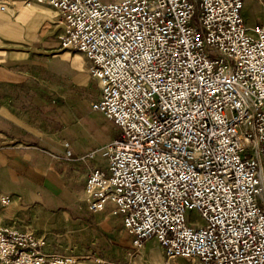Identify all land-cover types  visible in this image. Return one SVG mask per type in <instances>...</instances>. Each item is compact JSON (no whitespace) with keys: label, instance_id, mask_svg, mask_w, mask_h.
I'll list each match as a JSON object with an SVG mask.
<instances>
[{"label":"built area","instance_id":"obj_1","mask_svg":"<svg viewBox=\"0 0 264 264\" xmlns=\"http://www.w3.org/2000/svg\"><path fill=\"white\" fill-rule=\"evenodd\" d=\"M36 1L89 60L91 109L118 127L88 173L89 211L112 204L136 251L156 238L168 259L264 264V23L246 27L244 0ZM45 245L0 225V264H113Z\"/></svg>","mask_w":264,"mask_h":264},{"label":"rangeland","instance_id":"obj_2","mask_svg":"<svg viewBox=\"0 0 264 264\" xmlns=\"http://www.w3.org/2000/svg\"><path fill=\"white\" fill-rule=\"evenodd\" d=\"M7 1L6 11L0 12L8 18V27L0 28V99L6 104L17 103L15 86H26L27 93L22 94L20 102L21 113L28 121L40 127L49 122L51 130L69 128L75 139L91 144V154H102L107 143L117 136L118 127L101 112L91 109L98 88L90 74L89 60L81 52L62 46L63 25L50 6L36 0ZM244 4L242 14L248 29L264 23V6L256 0H244ZM24 9L28 11L22 15ZM7 71L20 77L6 78ZM29 86L35 87L36 92L29 93L33 90ZM103 158L98 155L93 166L102 165ZM113 210L114 206L107 204L98 213L79 211L73 219L86 225L83 230L73 227L71 220L59 219L51 221L45 232H31L45 236L46 250L62 255L91 252L113 264H193L184 259H168L156 238L134 250L133 235L124 226L121 215L112 213ZM186 220L195 227L204 224L196 210H188ZM76 264L95 263L92 259H79Z\"/></svg>","mask_w":264,"mask_h":264},{"label":"crops","instance_id":"obj_3","mask_svg":"<svg viewBox=\"0 0 264 264\" xmlns=\"http://www.w3.org/2000/svg\"><path fill=\"white\" fill-rule=\"evenodd\" d=\"M27 11L24 9L22 15ZM7 27L8 18L0 13V28ZM18 77V73L7 71L6 78ZM14 82L18 84L19 80ZM15 87L17 103L6 104L0 99V194H9L11 198L8 205L0 203V225L42 233L51 221L60 219L86 229L80 219L73 218L83 209L89 211L84 186L89 171L97 167L92 161L103 153L94 152L90 157L91 144L75 139L69 128L51 130L49 122L40 127L28 121L21 113L20 102L26 86ZM29 87L33 90L28 92H36L35 87ZM104 164L105 160L99 166ZM84 255L97 256L91 252L76 256Z\"/></svg>","mask_w":264,"mask_h":264},{"label":"bare ground","instance_id":"obj_4","mask_svg":"<svg viewBox=\"0 0 264 264\" xmlns=\"http://www.w3.org/2000/svg\"><path fill=\"white\" fill-rule=\"evenodd\" d=\"M244 7H245V4H244ZM92 156H93V154H92Z\"/></svg>","mask_w":264,"mask_h":264}]
</instances>
